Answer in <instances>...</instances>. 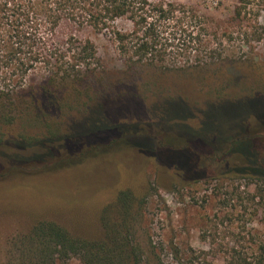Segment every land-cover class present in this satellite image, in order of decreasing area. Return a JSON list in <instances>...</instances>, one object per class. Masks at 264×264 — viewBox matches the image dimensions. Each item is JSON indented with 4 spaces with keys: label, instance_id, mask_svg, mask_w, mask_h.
<instances>
[{
    "label": "rangeland",
    "instance_id": "374dc122",
    "mask_svg": "<svg viewBox=\"0 0 264 264\" xmlns=\"http://www.w3.org/2000/svg\"><path fill=\"white\" fill-rule=\"evenodd\" d=\"M175 1L210 18L205 40L219 46L214 64L207 58L210 52L202 50L173 56L178 57V70L159 64L129 67L110 34L88 33L101 59L92 84L60 88L56 97L48 94L36 102L47 110L45 114L19 117L4 128L9 142L43 141L70 131L74 143L113 124H126L135 126L137 137L145 134L151 141L147 146L137 141L150 156L132 145L130 135L109 146L95 144L96 149L83 153L84 164L42 181L25 186L18 176L2 181L0 264L12 239L41 221L55 222L74 237L96 238L102 210L125 190L143 195L136 204L140 217L134 228L144 264H239L251 261L264 242V178L238 172L243 164L227 156L202 157L198 170L191 172L194 157L160 150L181 147L173 136L199 134L211 146L223 147L243 131L245 117L264 111V2L255 0L239 18L235 15L239 0ZM130 27L125 21L117 23L119 29ZM183 44L184 38L175 41L180 49ZM164 64L174 65L169 57ZM42 77L31 76L26 89L40 90ZM28 99L18 102L24 105ZM152 149H157L158 157L152 156ZM93 151L98 154L91 159ZM9 153L27 160L34 152ZM62 156L43 164L27 160L21 169L41 170L75 155L66 149ZM198 173L201 178L189 179ZM66 264L83 263L72 258Z\"/></svg>",
    "mask_w": 264,
    "mask_h": 264
},
{
    "label": "trees",
    "instance_id": "16d2710c",
    "mask_svg": "<svg viewBox=\"0 0 264 264\" xmlns=\"http://www.w3.org/2000/svg\"><path fill=\"white\" fill-rule=\"evenodd\" d=\"M253 2L255 0H239L235 15L240 18ZM120 21L129 23L130 29L117 28ZM210 22L209 17L175 0H0V183L18 176L25 180L21 183L25 186L35 179L72 169L87 161L83 154L86 149L90 152L96 149L95 144L105 147L125 141L130 135L132 145L140 148V153L149 155L145 147L137 143L142 140L147 146L151 141L149 137L145 134L137 137L135 126L126 124H113L74 143L70 140V131L55 133L43 141L24 138L9 142L4 128L19 117L45 114L47 110L37 107L36 102L48 94L56 97L60 88L70 86L76 90L85 83L92 84L101 59L88 33L110 34L117 42L119 53L127 57L129 67L159 64L178 70V57L173 56L209 51L207 58L212 64L215 57H220L219 46L214 47L213 42L205 40ZM183 38L180 49L175 41ZM176 49L178 51H174ZM166 57L171 58L174 65L164 64ZM201 65L199 63V68ZM188 67L194 66L188 63ZM37 73L43 74L40 90L26 89L28 80ZM27 90L29 95L25 94ZM24 97L29 99L22 105L18 101ZM244 123L243 131L227 139L223 147L211 146L199 138L201 134L192 138L176 137L170 133L171 129L164 128L173 136L171 140L181 141L178 143L181 147L159 149L194 157L191 172L198 170L202 157L221 160L227 156L229 161L235 158L243 164L238 172L264 178V137L261 136L264 111L249 114ZM13 149L32 150L34 153L27 160L41 164L62 156L66 149L71 155L81 157L71 156L70 160H61L54 166L24 173L21 167L28 161L23 156L10 154ZM155 153H159L157 149L152 152L154 158L158 157ZM92 154L91 159H94L98 152ZM196 175L189 179L202 177L199 173ZM142 197L131 190L120 191L99 215L101 232L96 238L74 237L55 222H38L28 233L12 239L4 264H66L72 258L83 264H144L143 248L136 240L134 228L140 217L136 204ZM239 264H264V242L259 244L251 261Z\"/></svg>",
    "mask_w": 264,
    "mask_h": 264
}]
</instances>
